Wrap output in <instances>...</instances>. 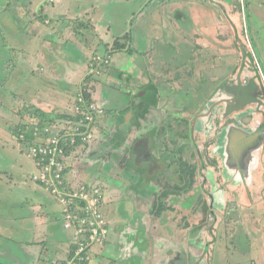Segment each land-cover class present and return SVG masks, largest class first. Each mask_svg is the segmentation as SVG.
<instances>
[{
    "label": "rangeland",
    "instance_id": "obj_1",
    "mask_svg": "<svg viewBox=\"0 0 264 264\" xmlns=\"http://www.w3.org/2000/svg\"><path fill=\"white\" fill-rule=\"evenodd\" d=\"M12 1L14 2L7 11L6 7L0 9V42L5 44L8 41L10 47L11 43H14L17 45L14 46L17 47V50L30 49V47L24 46L19 42L25 36L24 32L30 27L37 31L40 29V33L42 32V37L39 40L36 38L37 41L42 42L41 46L46 41L47 43L55 42L56 45L60 41L61 35L58 33L57 26L51 21L54 17L61 16L58 19L59 23L68 21V19H74L75 23L84 24L87 26V29L85 32L79 33V35H77L76 31H72L69 35L64 33V38L67 37L65 40L69 43L66 46V50L71 49V53L66 57L69 56L70 60L73 57L74 60H80V62L83 60L82 68L78 71V76L73 80L75 86H72L71 90L69 89V94L73 99L70 98L71 106L64 113L62 110L47 107L45 102L41 100L33 102L32 99V93L38 92L41 89L32 79L39 78L43 80L42 83H48L45 84L46 94L48 96L55 94L57 98L61 95L59 84L61 82L57 79H53V82H50V80L47 82L46 78L43 76L39 77V75L34 77V74L31 73L32 68L27 66L29 62L25 64V70L23 69V71L18 61L15 63V66L11 64L21 54L19 56L14 55V59H11L12 56H9L8 64L5 66L8 73H3V75L6 74L8 76V74H11L15 76L18 79V84L9 82V90L0 89V134L6 136V143L11 145L15 143L16 135L13 133V129L16 126L27 125L29 127V125H35L38 121V117L32 113H22L24 115L21 117V109H24L26 106L37 107V109L51 115L52 118L63 115L57 121L59 125H64L63 122L67 118L71 117L73 113L77 114L76 99L80 94H83L85 101L91 104L90 108L97 107L102 112L103 117L100 118L98 114L91 116L94 123L98 122V136L92 138L88 145L78 146L72 150L74 153L70 157V165L74 167L73 175L76 177V182L81 183L80 185L90 183L95 187L97 185H100V187H104L105 185L107 187L108 196L105 202L109 204V211H106L105 215L112 228H114V225H118V221L120 220L117 217V211L114 210V205L124 204V212L126 211L125 213L127 214H130V212L145 214V221H143L146 224L150 219L152 220L151 226L144 230V243L141 244L144 245V250L138 248L141 252L140 256L143 259H140V262L134 261L128 256L129 252L125 256V260H131L133 264H257L258 261H261L263 252L257 245L259 243L263 245V240L260 239L262 234H258V230L264 231V216L258 213L263 218L256 217L253 221L249 222L247 221L245 211L242 213L238 210L236 202L230 204L231 208L227 212H216L217 215L214 216L208 214L209 210L206 211L205 207L201 205L202 203L198 205L197 203H192L188 207L189 211L186 209L178 211L179 218H177L176 213L174 215L169 214L165 218L170 223L168 230L171 232H168L162 225H159L160 227L156 231H153V217L150 216L149 211L152 209L154 198L148 202L147 197L144 198V201L143 197L142 199L138 198L139 202L135 201L134 188H140L142 183L139 185V178L142 175L139 167L132 166L134 162L133 158L131 160L130 157L132 156L135 141L145 136L147 128L154 131L155 134L161 121L158 120L155 124L152 123L153 120L140 118L138 122H134L135 125L132 126L130 133L126 136L118 128L121 126V120L123 119L120 113L128 107L131 99V95L128 92L134 88L136 89L130 92L132 95L137 93L138 87H142L150 82L172 83V85L173 83H185L181 85L182 89L173 85L169 98L175 99L180 98V96L190 95L192 90L194 92L199 87L203 88L207 83H211V80L218 81L227 72L230 73V67L241 58L238 54H242L244 42L248 43L249 52L253 50L257 64L260 58L263 60L264 0H249L252 4V7L249 8L251 15V24L249 25L246 21V14L243 12L239 13L237 7L235 8L237 4H240L239 2L243 3V0H220L227 5H231L230 9L224 6L225 11L224 9L222 10L225 13L224 15L221 12H216L212 7L209 9L210 3H208V0H196L199 3L203 1L206 8H201L199 10L200 13L194 14L193 19L186 18L185 12L179 13V16L183 18L177 17V10L172 7L167 8V5L170 4L167 3L168 0L157 1L154 4L156 5L155 8L154 5H147L150 0H145V4L144 0L132 1L130 3L113 0L117 2L116 6L110 7L107 5L109 7L104 9H101L97 4L99 0H96V3L92 7L90 6V0H66L67 2L61 4L66 7L65 11L63 8L53 9V3L58 0H46L49 3L50 11L48 8L42 11L41 18L36 17L38 7H34L33 5L26 6L29 0H18V2H21L20 8L14 4L17 3V0ZM256 1H263V6L258 4L257 7ZM6 2V0H0V5L4 6ZM105 4L107 3L101 5ZM164 8L166 9L165 11H163ZM185 8H187V5H185ZM15 10L21 20L19 26L16 24L17 16L15 15ZM67 10H70V12H67ZM216 10H219V8H216ZM141 14L143 16L139 18ZM45 16H49V18L43 19ZM32 18L35 21L31 26L27 25ZM144 19L149 20V23H147L146 27L141 25V29H139L138 20ZM102 23H106L110 28L106 29L107 31L103 33L100 32L101 29H98V25L102 27ZM160 24H162L161 28ZM234 24L238 30L235 29ZM150 25L155 26L161 36H155L154 32L149 28ZM108 33L113 39H110L111 37L107 38L106 35ZM115 34L121 36L114 38L113 35ZM11 37L15 39V42ZM25 39L27 40L24 42L32 44V40L29 41L27 37ZM116 41H119L123 46L119 51L114 52L111 45ZM255 42L258 46V51L254 46ZM59 45L60 47L62 46L60 43ZM60 49L55 48L51 53L54 55V59L61 62L58 65L66 66L65 61L62 60L63 57L59 55ZM230 50L232 51L230 52ZM41 57L44 58L45 56L41 55ZM95 66L96 68H94ZM34 71L42 73L40 69H34ZM259 73L260 83L264 87V73L262 69H260ZM180 74H182V77H179ZM89 77H92V80L88 82ZM181 79L183 82L180 81ZM20 83H27V88L25 85L23 89H20ZM203 83H205L204 86ZM85 93L90 95V101L86 99ZM45 98L46 95L44 96ZM169 109H171L170 111H175L174 107H170ZM158 119H160V116ZM167 119L171 121L172 117L168 115ZM59 129L62 130L61 128ZM122 135L125 136L124 144L118 147L116 143ZM155 138V144L163 143V137L155 136ZM43 140L44 138L41 136L37 141L41 142ZM184 140L178 139V142L181 143ZM28 149L29 144L26 145L25 151ZM4 152L5 150L2 151L3 154ZM4 155L7 157L9 163L11 161L17 164L20 163L15 158L16 156L13 151ZM8 157L13 160H10ZM28 158L25 156L23 165H21V167H25L23 173L26 176H28L32 167L31 162H33ZM21 167L19 169H23ZM7 169L3 167L0 168V171H7ZM36 172H38V169H36ZM160 175L164 179V182L174 183L171 178L173 175L172 171H164ZM23 179L22 182L19 179L20 184L23 187L28 186L31 181ZM31 180L40 185L34 180L33 174L31 175ZM188 197L184 195L180 196V199H187ZM175 198H179V196H167L164 198L165 205L167 207L179 205L173 200ZM140 200L143 202L140 203ZM128 203L132 205H128ZM177 207L180 209L179 206ZM201 207L204 209L202 214L200 213ZM50 208L53 211L57 210L56 204H53ZM10 213L13 212H6V214ZM12 216L13 214H10L9 218ZM126 222L120 225L126 228ZM131 227V231L133 232L135 227ZM246 232L247 234H245ZM255 234L259 243L254 238ZM130 235L133 236V234L126 233V236ZM140 236L137 235V237ZM112 237L115 238V234H112ZM135 237L136 235L132 237L131 243L135 244L136 247ZM246 237L251 238L252 245H246L248 243ZM32 239L33 237H31L30 233L25 240L32 243L34 242ZM34 253L36 254V251ZM179 256H182V258H178ZM179 260L180 263L178 262ZM0 261L5 262V264L15 263L11 261L8 263L2 256L0 257ZM56 261L53 264H60L56 263ZM94 264L123 263L120 261L110 263L105 261V259H97Z\"/></svg>",
    "mask_w": 264,
    "mask_h": 264
},
{
    "label": "flooded vegetation",
    "instance_id": "obj_2",
    "mask_svg": "<svg viewBox=\"0 0 264 264\" xmlns=\"http://www.w3.org/2000/svg\"><path fill=\"white\" fill-rule=\"evenodd\" d=\"M217 2L221 4L220 8L225 11L222 3ZM218 7L212 8L216 12H223L220 8L216 10ZM208 8L211 9L210 6ZM244 43L242 54H238L241 58L230 67V73L227 72L218 81L211 80V83H207L203 88L199 87L194 92L192 90L190 95L175 99L169 98L173 85L182 89L181 85L185 83H173L172 85V83L150 82L138 87L135 95L130 92L136 88L128 92L131 99L125 109L130 112L132 107L137 109L140 106L141 100L147 99L145 103L150 102L135 112L136 116L129 127L128 134L132 126L135 125L134 122H138L140 118L153 120L152 123L155 124L158 120L161 121L155 133L157 135L147 128L145 136L135 141L130 157L134 162L132 166L139 167L142 175L139 178V185L142 183L140 188H135L136 200L139 202L138 198L142 199L143 197L144 201V198L147 197L148 202L154 198L152 209L149 211L150 216L153 217V231H156L160 227L159 225L165 226V218L169 214L176 213L179 218V210L189 211L188 207L192 203H197V205L202 203L204 209L209 210L208 214L214 216L217 215L216 212L225 213L228 211L231 193L236 192L241 186L251 189L250 184L252 187H258L263 183L261 190H264V174L259 177L261 172H255L251 164L258 151L261 148L264 149V119H260V116L264 114V87L260 83L258 75L260 69L264 73V59L260 58L257 64L255 56L248 53V43ZM236 50L238 49L236 48ZM179 77H182V74ZM180 81L183 82L182 79ZM231 81L241 83L242 86L241 84L238 87L228 85L222 91L221 87ZM204 85L205 83H203ZM236 93L238 98H236ZM156 96L158 100L152 99ZM253 99H256L257 103ZM152 100H156V104L151 103ZM240 106L250 107L245 109L243 114L238 113L239 115L232 116L234 110ZM170 107H174L175 111H170ZM129 115H132V112ZM168 115L172 117L171 121L167 119ZM159 116L160 119H158ZM239 120L248 127L241 125ZM118 130L122 131V127H119ZM155 136L163 137V143L155 144ZM178 139L185 140L180 143ZM164 171H172L171 178L174 183L163 181L160 173L162 174ZM247 176L250 179L249 184H247ZM118 183L120 182L118 181ZM247 185L248 187H246ZM100 188L102 190V187ZM103 195L105 202L108 196V189L105 185ZM184 195L189 197L180 199V196ZM167 196H179L173 200L179 204L177 206L180 209L177 206L167 207L164 202V198ZM140 201V203L143 202ZM128 205L132 204L128 203ZM114 206L121 215H128L125 213L126 211L124 212V204ZM200 209L202 214L204 209L203 207ZM130 214L134 215L132 212ZM131 217L133 216H130V220L126 217L124 220L130 222V227H138L136 223L138 220L132 221ZM151 223V219L147 224L143 221L144 228L148 229ZM108 224L113 231L111 224L109 222ZM165 228L171 232L168 230L169 228ZM138 235L141 236L137 237L136 235L135 241L137 245H141L140 242L144 240V231L143 235L140 233ZM126 237L123 245H129ZM140 258L143 259L141 256Z\"/></svg>",
    "mask_w": 264,
    "mask_h": 264
},
{
    "label": "crops",
    "instance_id": "obj_3",
    "mask_svg": "<svg viewBox=\"0 0 264 264\" xmlns=\"http://www.w3.org/2000/svg\"><path fill=\"white\" fill-rule=\"evenodd\" d=\"M6 1L7 2L4 6L0 5V9L6 7L5 9L7 11L8 8L11 7L14 1L12 0H6ZM90 1H91L90 6L92 7L96 3V0H90ZM117 1L121 2L123 0H117ZM132 1H137V0H130L129 2H126V1L124 2L130 3ZM157 1H161V0H150L148 2L149 4L147 5L148 6L154 5ZM217 1L222 3V5L225 6L226 8H229V9L231 8L230 7L231 5L229 4L227 5L226 3L220 0H208V3H210L209 6L215 8L221 5ZM64 2H67V1L58 0L57 2H54L53 9L63 8L65 11L66 7L64 5H61V4H64ZM145 2L146 1L144 0V4ZM205 2L207 3V1ZM256 2H257V7H258V4L263 6V3H262L263 1H256ZM103 3H107V4L101 5ZM116 3L117 2L113 0L109 2L108 0H99L97 4L101 7V9H104L109 6L110 7L116 6ZM167 3H170L167 5V8L172 7L173 9L178 11L177 17L179 18H183L182 16H179V13L182 14V12H185L186 14L185 16H187L186 18L189 17L193 19L194 14L197 15L198 13H200L199 10L201 8H206L203 4L204 3L203 1L199 3L196 0H185V1L168 0ZM249 3H250V7H252L251 1H249ZM14 4H16V7L20 8L21 2H18L17 0V3H14ZM32 5L34 7L39 8L37 10L36 17H40V15H42L41 12L44 11L46 8H48L50 11L49 3H47L46 0H29L28 4H26L27 7L32 6ZM185 5H187V8H185ZM155 7L156 5H154V8ZM218 8H220V6ZM165 10L166 9L164 8L163 11ZM220 10L222 11L223 8L222 9L220 8ZM68 11L70 12V10H67V12ZM15 13H16L15 15L17 16L16 24L17 26H19L21 24V20L18 17L16 10H15ZM221 13L225 14L224 11ZM142 16L143 14H141L139 18H141ZM45 18L47 19L49 18V16L48 17L45 16L43 19ZM59 18H61V16L54 17L53 19H51V21L54 22L53 24L57 26L58 33L61 35L60 41H58L56 45H55V42L47 43L46 41L45 44L41 46L42 42L37 41L36 38L39 40L42 37V32L40 33L39 31L40 29H38V31L35 29L33 30L32 27L27 28L26 32H24L25 36L22 34L24 37H22L21 41H19L24 46L30 47V49H27V50L18 49L17 50V47H14L17 45H15L14 43H11V47H10L8 45L9 44L8 41H6L5 44H2L0 42V82H2L0 83V89L9 90L8 88L10 86L8 85L9 82L17 83L18 79H16L15 76H12L11 74L10 75L8 74L7 76L6 74L3 75V73H8V70L5 66L8 64V58H10L9 56H12L11 59H14L13 58L14 55L19 56L21 54L22 57L20 56L19 58L14 59V61L11 62V64L15 66V63H17L18 61L23 71V69L25 68V64L29 62L27 66L32 68L31 73L34 74L33 75L34 77H37V75H39V77L43 76L44 78H46L45 80L47 82H49V80L50 82H53V79L54 80L57 79L58 81L61 82L59 83L60 89H61V95H59L60 97L57 98V95L55 94H50L49 96L46 94L45 84H48V83H42L43 80L39 78L32 79V81L37 83V85L40 86L41 88L40 91L32 93L33 102H35L36 100H41L45 102L47 107H50V108L52 107L57 110L58 109L62 110V112L64 113L68 109V107L71 106L70 104H71L72 96L69 94V89L72 86H75V83H73V80L75 77L78 76V71L82 68L81 65H83V60H81L80 62V60H74L73 57H72V60L68 58L69 56L66 57L67 55L71 53V49L66 50V46L69 43L65 40L67 37L64 38V33L69 35L72 31H76L77 35H79L76 27L81 23H75L74 19H68V21H62L59 23L58 22ZM34 21L35 19L32 18L30 22H28L27 25L31 26ZM138 22L140 26L139 29H141V25H144L146 27L147 23H149V20L147 19L140 20V21L138 20ZM101 25L102 27L98 25V29H101L100 31L101 33L107 31L106 29H110L106 23H102ZM161 27H162V24H160V28ZM149 28L150 30L154 32L155 36L160 34V32L156 30L155 26L150 25ZM256 28L258 29V27ZM106 36L107 38L111 37L110 39H113L109 33ZM120 36L121 35L119 34L113 35L114 38H119ZM25 37H27L29 41L32 40V44L24 42L25 40H27L25 39ZM12 40L15 42L14 38H12ZM59 43L62 44L61 47ZM55 48H61L59 55L60 57H63L62 60L65 61L66 66L58 65L61 62L53 58L54 55H52L51 51ZM41 55L45 57L42 58ZM40 64L42 65L40 66ZM34 69L35 70L40 69L42 73L36 72L34 71ZM22 71L20 70V72ZM26 84L27 83H20V86H19L20 89H23ZM61 84L63 85L61 86ZM26 88H27V85H26ZM50 88L52 89V87ZM45 95H46V98L44 99ZM263 115L260 116L261 120L264 119ZM131 119H132L131 115H127L125 118L127 123H129ZM123 121H124V117L121 120V126H122ZM22 134H20V136H18V138L15 139V143L13 145L7 144L6 136H4L3 134H0V168H3V167L8 168L7 171H0V234L5 235L4 236L5 239H3L4 245L0 244V257L2 256L3 259L7 261L8 263H10V261L15 262L13 264H53L54 261H56V259H58L56 263H59V262L66 260L68 258V254L71 248L73 246L75 247L74 234L71 232L68 233V231L64 230L61 226L62 208L59 205V203L55 200H52L53 199V198L51 199L52 196L44 188H42L40 185L34 183L31 180V175L36 172V166L33 164V162H31L32 167L28 173V176H26L23 173L25 170V167L23 168L21 167V165H23L22 163L24 162L23 159H25V156H27L28 158V150L25 151L26 145L27 144L30 145L33 141H35V139L38 140V138H40L41 136L28 135L27 138L29 139L27 140V142H24V141H21ZM4 146L5 148H3ZM262 149L263 148H261V150L258 151L256 158H253L251 161L253 170L255 172L256 171L261 172L259 177L260 176L262 177V175L264 174V156H263L264 149L263 150ZM3 150H5L4 154L8 152L12 153L13 151L14 155L16 156L15 158H17V160L20 163L17 164V163H14L13 161L9 163L7 157L2 153ZM8 158L10 160H13L10 157ZM19 167L23 169H19ZM70 169L73 170V174H74L73 165L70 166L69 170ZM6 173H10L13 176L15 181L13 179L11 180L9 175L6 177ZM73 177H74L73 179H69V180L66 179L67 183H69L70 185L73 184L75 186H81L80 185L81 183L76 182L75 180L76 177L74 175ZM18 178L21 180V182L24 180L23 178L31 182L28 181L30 184H28V186L26 185L23 187L20 184ZM247 184L249 183L247 182ZM262 186H263V183H262ZM262 186L259 185L258 187L257 186L252 187L250 184L249 187L251 189H248V188L245 189L244 187L241 186L242 188L240 187L236 192L231 193V196L229 197L230 204H232V202L233 203L236 202V206L237 208H239L238 210H240L242 213L243 211H245L247 221L249 222L253 221L254 218L256 217L263 218L262 216H264V190H261ZM246 187H248V185ZM53 204H56L57 206L56 211H53L50 208ZM229 208H231V206H229ZM114 210L117 211L116 208ZM10 211L13 212V213H10V214H13V216L9 218L10 214H6V212H10ZM103 211L104 213L106 211H109V205H104ZM258 213L262 214V216H259ZM116 214H117V217L120 218V220L118 221V225H114L113 231H111V236L109 237V240L107 241V243L102 246H97L96 252L93 257L94 260L93 262H91L92 264L96 263L97 259H101V260L105 259V261L110 262V263L111 262L113 263L114 261L118 260V261H121V263L123 264H133L131 260L124 259L126 258L125 256L129 252L130 253L128 256L130 257V259L134 261H139L141 259L140 258L141 252L138 250V248L144 250L143 248L144 245H141V246L136 245L135 247V245H132L130 240H132V237L134 235H138L139 233L143 235V231L146 230L143 225L145 214H142L141 212H139V214H134V215H129V214L121 215L120 213H118V211ZM130 216H133L131 217L132 221L138 220V222H136L138 227H135L133 232L131 231L132 227H130L129 221L126 224V228L120 225L124 223L123 220L125 219V217L129 219ZM169 225L170 223L166 221L164 227L168 228ZM64 232H67V233H64ZM125 232L127 234H133V236L130 235L126 237ZM30 233H31V237H33L32 241H34L31 243V245L29 241L25 240L27 239ZM260 233L262 234L260 236V239L263 240L262 241L263 245H260V243L257 241V235L255 234L254 236L256 241L259 243V245H257L258 248H260V250L263 252V255H261V261H258L257 264H264V231L258 230V234ZM112 234H115L116 237L113 238ZM245 234H247V232ZM125 237L128 240L129 245H123ZM246 238L248 240V243L246 245H252L251 238L250 237H246ZM115 239L116 241L114 242ZM24 243H29V245H25ZM46 244H48L47 248H46L47 246ZM116 244H119V245H116ZM47 250H49V252ZM34 251H36V254L34 253ZM48 253H49V256H48ZM0 264H2L1 261H0Z\"/></svg>",
    "mask_w": 264,
    "mask_h": 264
},
{
    "label": "built area",
    "instance_id": "obj_4",
    "mask_svg": "<svg viewBox=\"0 0 264 264\" xmlns=\"http://www.w3.org/2000/svg\"><path fill=\"white\" fill-rule=\"evenodd\" d=\"M76 104V112H80L83 117L72 132L59 129L41 142L33 141L28 149V157L38 169L34 180L52 192L62 208L64 228L74 232L73 257L66 264H82L93 260L97 246L104 245L109 237V224L103 211L104 198L100 195V190L93 187L91 192L88 191V187L92 189L90 183L72 190L66 188L70 185L65 173L71 166L72 150L78 144L82 146L89 143L95 137L91 131L94 124L91 116L98 114L101 118L103 115L97 107L90 108L91 104L85 101L83 94L77 97ZM35 136L40 135L36 133ZM25 140L27 141V136L22 134L21 141Z\"/></svg>",
    "mask_w": 264,
    "mask_h": 264
},
{
    "label": "trees",
    "instance_id": "obj_5",
    "mask_svg": "<svg viewBox=\"0 0 264 264\" xmlns=\"http://www.w3.org/2000/svg\"><path fill=\"white\" fill-rule=\"evenodd\" d=\"M123 1H126V2H129L130 0H123ZM239 2V1H238ZM240 4V6L237 4L236 6H235V8L237 7V10L239 11V13H244V14H246V21H247V23H248V25L250 24V20H251V16H248V11H247V9L250 7V3H249V1L247 0V3H246V1L245 0H243V3L242 2H239ZM245 4H247L248 5V7L247 8H245ZM249 15H250V13H249ZM249 20V21H248ZM87 29V26L86 25H84V24H79L78 25V28H77V32L78 33H81L82 31L83 32H85V30ZM121 43L119 42V41H116V42H114L113 43V45H111L112 47V50L114 51V52H116V51H119L120 49H121V47L123 46L122 44L120 45ZM254 46H255V44H254ZM107 47H109L108 45H107ZM254 48V47H253ZM252 48V49H253ZM256 48V47H255ZM257 51H258V49H257ZM248 53H250L251 55L253 54L254 56H255V54H254V52H253V50L252 51H250V52H248ZM252 55V56H253ZM253 56V57H254ZM255 60H257L256 59V57H255ZM92 80V77H89L88 78V82L89 81H91ZM154 95V94H153ZM152 95V96H153ZM85 97H86V99L87 100H89L90 101V95L89 94H87V93H85ZM152 99H157V96H156V98L155 97H152ZM158 100V99H157ZM147 101V99H143V100H141V104H140V106L137 108V109H135V107H132L131 108V112H132V115H131V117L133 116V120L131 119V121L129 122V123H127L126 122V120H125V118H126V116L127 115H129L131 112L130 111H128V109H124L120 114L124 117V121H123V123H122V134H124L125 136L128 134V130H129V127H130V125L133 123V121H134V116H136V114H135V112H137L139 109H141L142 108V106L144 105V104H147V103H150V102H147V103H145ZM151 103H154V104H156V100H152V102ZM30 109V110H29ZM22 113H32V114H34V116H37L38 117V121H37V123L35 124V125H29V127L27 126V125H21L20 127H18V126H16L14 129H13V133H15V135L17 136L16 138H18V136H20V134H25L27 137H28V135H35L36 133L37 134H39L40 136H43V138L44 139H46V138H48L49 136H52L51 134H54L55 133V130H57V131H59V128H61V129H65V131H68V132H72L73 131V128L75 127V126H77V125H79L80 123H78L79 122V120L83 117L82 116V114L80 113V112H77L78 114H76V113H73L72 114V116L71 117H69V118H67L64 122H63V124L64 125H59L58 124V119L60 118V117H63V115H58V116H56V118H52L51 117V115H48V114H46V113H44L43 111H41V110H39V109H37V108H32V107H28V106H26L24 109H21L20 110V116L21 117H23V115L24 114H22ZM135 114V115H134ZM102 117H103V115H102ZM101 117V118H102ZM27 126V127H26ZM31 126H33V127H31ZM91 131L94 133V135H95V137L96 136H98V132H99V129H98V122H95L92 126H91ZM125 136H121L120 138H118V140H117V143H116V145L118 146V147H121V146H123V144H124V137ZM29 138H27V140H28ZM24 142H27L26 140L24 141ZM80 144H78V146H79ZM86 145H88V143H85V146ZM62 146H64V147H66L65 145H63L62 144ZM81 146V145H80ZM68 148V147H67ZM30 159V158H29ZM31 160V159H30ZM34 164V163H33ZM35 165V164H34ZM36 169H37V167H36ZM37 172H35L33 175H35ZM9 175V177H10V179L12 180H14V178H13V176L10 174V173H6V177ZM65 178L67 179V180H69V179H73L74 177H73V170L72 169H70L69 171H67L66 173H65ZM15 181V180H14ZM79 186H75V185H69V186H67L66 188L68 189V190H72L73 188H78ZM93 187H95L93 184H92V189H90V187H88L89 189H88V191H92L93 190ZM43 188V187H42ZM97 189H99L100 190V195H102V197H104V195H103V190H104V187L102 186V190H101V188H100V185H97ZM48 193L52 196V198L55 200V201H57V199L56 198H54L53 197V195H52V192L51 191H48ZM55 196V195H54ZM106 200V199H105ZM104 204L103 205H109V204H107L106 202H103ZM105 214V213H104ZM108 222V221H107ZM61 226H62V228L64 229V230H66L65 228H64V226H63V222H62V220H61ZM109 230H110V226H109ZM66 231H68V232H71V233H73L74 234V232L73 231H69V230H66ZM5 235H2V234H0V244L1 245H4L3 243H4V240L3 239H5V237H4ZM109 237H110V234H109ZM109 237H108V240H109ZM107 243V242H106ZM105 243V244H106ZM141 244H143V242H140ZM25 245H29V243H24ZM49 244V243H48ZM48 244H46L47 246H46V248L48 247ZM104 244V245H105ZM30 245H31V243H30ZM44 245H45V243H44ZM48 252H49V250H47ZM73 252H74V246L71 248V250H70V252H69V254H68V258L66 259V260H64V261H62V262H59L60 264H66V262L69 260V259H72V257H73ZM48 256H49V253H48ZM178 258H182V256H179ZM92 262V260H88V261H85V262H83L82 264H90ZM179 263H180V260L178 261ZM2 264H5V262H2Z\"/></svg>",
    "mask_w": 264,
    "mask_h": 264
},
{
    "label": "water",
    "instance_id": "obj_6",
    "mask_svg": "<svg viewBox=\"0 0 264 264\" xmlns=\"http://www.w3.org/2000/svg\"><path fill=\"white\" fill-rule=\"evenodd\" d=\"M246 1V3H247V0H245ZM249 1V0H248ZM248 7V5L247 4H245V8H247ZM250 8V7H249ZM249 8L247 9V13H248V16H251V15H249ZM249 21V20H248ZM250 24H251V21H250ZM250 27H251V25H250ZM235 29L236 30H238L237 29V27L235 26ZM255 47H256V49H258V46H257V44H256V42H255ZM254 82V81H253ZM254 83H256V82H254ZM241 84V83H240ZM240 84L239 83H233V81H231V82H228V83H226V84H224L222 87H221V90L222 91H224L226 88H227V86L229 85V86H231V87H234V86H240ZM241 86H242V84H241ZM249 92V91H248ZM236 98H238V94L236 93ZM253 101L255 102V103H257L256 102V99H253ZM262 102V101H261ZM234 103V102H233ZM253 104V103H252ZM251 106V105H250ZM250 106H247L246 108H244V106H240L239 108H236L235 110H234V112H233V115L232 116H234V115H237L238 113L240 114H243V112H245V109H247L248 107H250ZM238 114V115H239ZM239 123L241 124V125H243L244 127L245 126H247V125H245V123H241V121L239 120ZM248 127V126H247ZM246 180H247V182L250 180L249 178H248V176H247V178H246ZM111 233V229L109 230V234ZM118 260H116V261H114V262H117ZM121 262V261H120Z\"/></svg>",
    "mask_w": 264,
    "mask_h": 264
}]
</instances>
